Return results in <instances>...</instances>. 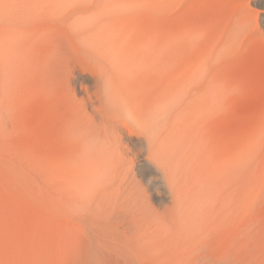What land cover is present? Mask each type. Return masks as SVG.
Masks as SVG:
<instances>
[{
    "label": "rangeland",
    "instance_id": "374dc122",
    "mask_svg": "<svg viewBox=\"0 0 264 264\" xmlns=\"http://www.w3.org/2000/svg\"><path fill=\"white\" fill-rule=\"evenodd\" d=\"M107 1L130 10L140 1L142 21L158 23L164 161L174 169L187 166L189 158L210 166L223 160L226 168L215 176L228 192L219 218L197 223L192 238L171 231L169 239L175 241L168 239L160 249L139 252L141 256L129 244L131 234L92 214L97 211L95 196L104 188L80 183L77 154L67 152L66 157L64 142L49 129L48 81L27 61L35 43L28 12L35 14L32 21L60 24L64 18L89 16L95 5L101 9ZM139 1L0 0V264H129L124 256L132 259L130 264H264V62L252 57L245 64L238 52L229 54V43H210L203 49L193 38L185 40L181 53L171 11ZM134 20L131 14L125 24L136 33ZM115 23L122 25L119 19ZM152 38L149 34L147 40ZM254 49L252 44L251 52ZM154 58L151 55L150 61ZM70 59H65L67 67L63 63L69 69L65 71H73L67 88L78 105L87 103L91 80L77 84L72 75L89 73L91 66L81 56L78 62ZM20 65L31 68L32 81L19 75ZM144 87L150 91L152 84L145 81ZM136 152L110 151L108 157L123 162L103 176L114 202L130 191L136 202H148L156 214L162 209L143 181ZM202 189L203 184L186 183L183 191L195 197ZM204 197L207 209L214 208L211 198ZM93 219L101 231L92 229Z\"/></svg>",
    "mask_w": 264,
    "mask_h": 264
},
{
    "label": "bare ground",
    "instance_id": "6f19581e",
    "mask_svg": "<svg viewBox=\"0 0 264 264\" xmlns=\"http://www.w3.org/2000/svg\"><path fill=\"white\" fill-rule=\"evenodd\" d=\"M148 2L173 14L172 20L178 26L181 53L185 40L193 38L203 45V49L210 43H229L232 46L229 54L236 55L238 52L239 59L245 64L252 57L264 62V0ZM136 3L139 4L133 10L116 6L111 1L105 2L101 9L95 5L94 12L89 16L61 20L62 28L59 23L32 21L33 11L28 12L29 20L26 22L30 25V36L35 38L27 61L36 66L48 81L51 134L54 131L53 135L64 142L66 157L67 152L77 154L75 163L80 167V183L104 188L95 196L97 211L92 214L114 221L116 226L126 230V234H131L132 242L129 244H133L136 256H141L139 252L162 248L164 242H168L171 231L184 238L194 237L198 232L197 223L215 219L216 216L219 218L228 192L223 180L215 178L226 171L223 160L210 166L202 159L194 161L184 155L188 165L174 169L164 161L161 128L164 108L159 84L160 30L157 22L147 24L142 21L144 9L140 1ZM131 14L135 16L136 33L129 32L125 24ZM118 19L122 25L115 23ZM149 34L155 36L152 42L147 40ZM252 44H255L253 52L250 50ZM151 55L155 58L150 61ZM70 56L77 62L81 56L91 66L89 73L79 70L72 75L77 84L92 82L91 88L86 91L88 102H80V105L67 88L71 81L69 74L73 71H65L69 69H64V62ZM73 63L76 65V62ZM19 70V75H26L32 81L31 68L24 70L20 65ZM145 81L152 84L150 91L145 89ZM32 100L29 97L28 104L35 109ZM130 147L137 150V167L144 170L143 181L152 200L162 209L156 214L148 209V202H136L130 191L127 194L124 192L118 202H114L115 196L106 184L109 181L103 175L115 163L123 162L122 159L116 161L108 157V153L125 154L131 150ZM231 178L235 180L236 176L231 175ZM186 183L203 184L206 189L191 197L183 191ZM205 195L211 198L214 206L211 210L203 204ZM89 224L96 231L102 230L94 219ZM169 240L172 242L174 239ZM139 256L136 259L144 262V258L140 260ZM123 259L129 264L132 260L128 256Z\"/></svg>",
    "mask_w": 264,
    "mask_h": 264
}]
</instances>
